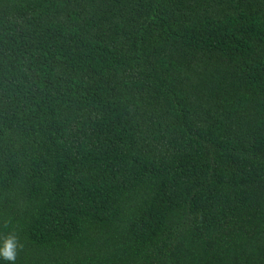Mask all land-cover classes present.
I'll return each instance as SVG.
<instances>
[{
	"label": "trees",
	"instance_id": "16d2710c",
	"mask_svg": "<svg viewBox=\"0 0 264 264\" xmlns=\"http://www.w3.org/2000/svg\"><path fill=\"white\" fill-rule=\"evenodd\" d=\"M0 264H264V0H0Z\"/></svg>",
	"mask_w": 264,
	"mask_h": 264
}]
</instances>
